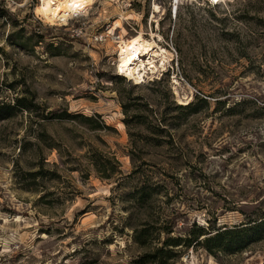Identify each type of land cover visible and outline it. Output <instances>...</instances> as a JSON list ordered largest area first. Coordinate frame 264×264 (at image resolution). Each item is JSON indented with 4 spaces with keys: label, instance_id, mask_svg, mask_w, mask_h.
<instances>
[{
    "label": "rangeland",
    "instance_id": "1",
    "mask_svg": "<svg viewBox=\"0 0 264 264\" xmlns=\"http://www.w3.org/2000/svg\"><path fill=\"white\" fill-rule=\"evenodd\" d=\"M175 1L95 0L64 23L0 0V264H145L136 228L162 242L264 219V0ZM139 31L172 57L135 83L117 46ZM255 230L243 251L168 263L264 264Z\"/></svg>",
    "mask_w": 264,
    "mask_h": 264
},
{
    "label": "trees",
    "instance_id": "2",
    "mask_svg": "<svg viewBox=\"0 0 264 264\" xmlns=\"http://www.w3.org/2000/svg\"><path fill=\"white\" fill-rule=\"evenodd\" d=\"M215 6H217V4H215L214 7ZM200 100L203 101L204 99ZM22 102L23 99H17V106L23 107ZM180 107L188 108L192 112H196L198 109L196 104H189L188 107L181 105ZM6 108L14 109V106L3 105V107L0 108V111ZM56 116L57 118H62V114ZM80 116L87 120L92 118L85 117L84 115ZM104 126L108 127L105 124ZM90 161L102 178L111 179L114 177V174L119 172L117 169L119 162L114 155H101L94 152L90 157ZM48 173L52 174L51 172ZM29 174L33 179L37 176H42V179H44V171L42 170L31 171ZM40 198L42 201H45L47 196L42 195ZM253 222L254 224H251ZM263 223L264 219L259 222H257V220L249 221L245 226L234 225V227H225L224 229L219 228L213 235H211L206 228L195 224L193 232L184 237H171L172 230H168L167 227H162L160 229H164V232L168 234V237L162 242L158 236H154V233L149 227H141L140 229L136 228L134 229V241L146 249L145 253L138 261L145 264H169L168 259L178 254L175 250H178L180 246L202 247L214 256L240 252L249 248L253 242L260 239L262 233L257 232L255 229ZM252 231L255 232L254 236L252 235ZM203 236L205 237L201 239ZM156 242H158V245H154ZM159 243L161 244L159 245Z\"/></svg>",
    "mask_w": 264,
    "mask_h": 264
},
{
    "label": "bare ground",
    "instance_id": "3",
    "mask_svg": "<svg viewBox=\"0 0 264 264\" xmlns=\"http://www.w3.org/2000/svg\"><path fill=\"white\" fill-rule=\"evenodd\" d=\"M40 1L39 12L45 19L66 23L73 14L86 11L95 0ZM175 2L178 5L180 0ZM127 19H131V16H128ZM116 24L120 25V20H117ZM151 36L155 38L160 35L152 33ZM153 38H146L142 31L127 38L123 37L117 46L118 59L116 66L118 72L135 80V83H139L142 81L141 78L146 71L165 70L168 61L171 60L172 53L159 46V42L157 43L156 39ZM158 38H161V36ZM156 58H158L157 62ZM175 92L178 94L176 87ZM178 100L180 103L187 104L190 102L191 96L178 97ZM210 264H216L213 257H211Z\"/></svg>",
    "mask_w": 264,
    "mask_h": 264
},
{
    "label": "built area",
    "instance_id": "4",
    "mask_svg": "<svg viewBox=\"0 0 264 264\" xmlns=\"http://www.w3.org/2000/svg\"><path fill=\"white\" fill-rule=\"evenodd\" d=\"M176 13V11H175ZM82 30V29H81ZM97 38V37H96ZM98 40V39H97ZM119 73V72H118ZM119 74H122V73H119ZM121 76H125V75H121ZM147 77V75H145V78ZM145 78L143 77V80L145 81Z\"/></svg>",
    "mask_w": 264,
    "mask_h": 264
},
{
    "label": "clouds",
    "instance_id": "5",
    "mask_svg": "<svg viewBox=\"0 0 264 264\" xmlns=\"http://www.w3.org/2000/svg\"><path fill=\"white\" fill-rule=\"evenodd\" d=\"M24 2H25V3H27V2H28V0H24Z\"/></svg>",
    "mask_w": 264,
    "mask_h": 264
}]
</instances>
